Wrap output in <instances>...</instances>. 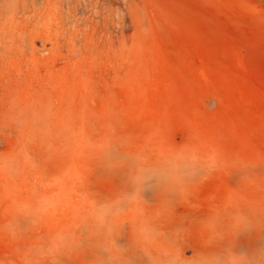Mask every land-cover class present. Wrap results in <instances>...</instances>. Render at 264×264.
<instances>
[{
  "label": "rangeland",
  "instance_id": "374dc122",
  "mask_svg": "<svg viewBox=\"0 0 264 264\" xmlns=\"http://www.w3.org/2000/svg\"><path fill=\"white\" fill-rule=\"evenodd\" d=\"M0 264H264V0H0Z\"/></svg>",
  "mask_w": 264,
  "mask_h": 264
}]
</instances>
